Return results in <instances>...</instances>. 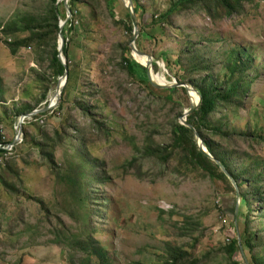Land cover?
I'll use <instances>...</instances> for the list:
<instances>
[{"label": "rangeland", "instance_id": "1", "mask_svg": "<svg viewBox=\"0 0 264 264\" xmlns=\"http://www.w3.org/2000/svg\"><path fill=\"white\" fill-rule=\"evenodd\" d=\"M139 1L159 15L173 0ZM257 2L237 17L210 16L193 8L181 11L169 23L151 25L147 30L152 37L142 42L160 84L177 81L168 73L163 55H182L190 42L197 43L199 52L215 61V72H224L230 50H244L242 59L250 60L246 73L253 79L250 95L237 112L228 110L220 124L223 130L254 136L264 133V0ZM60 3L68 16L59 20L64 28L72 14ZM85 4L78 0L75 5L78 34L68 43V54L71 61L78 62V68L66 98L80 91L91 92L84 99L98 104L94 114L109 134L94 133L89 117L71 110L70 102L66 104L68 115L54 112L57 104L36 122L22 125V141L25 128L27 142L17 144L8 161L0 163V264H72V260L79 264L84 255L74 249L70 238L82 232L101 244L105 264H162L169 244L197 257L210 253L207 264H228L222 247L229 243V237L238 238L242 230L235 219V193L200 170L176 173L170 169L159 176L148 164L139 171L128 164L146 142L164 144L169 140V124L175 120L180 123L187 104L179 99L183 107L172 106L164 100L171 95L168 88L153 86L148 77L146 83L131 77L118 61V45L127 40L123 27L109 18L102 6L92 15ZM46 6L47 0H0V22L5 25L15 16L39 12ZM117 11L126 17L124 10ZM149 19L145 16L146 22ZM13 39L0 34V127L6 141L14 138L21 116L12 114L15 103H27L34 109L45 107L61 80V76H51L37 47H23L11 54L6 42ZM181 73L179 67L177 74ZM191 99H198L194 92ZM72 119L76 127L83 128L90 154L104 164L106 180L96 184L99 197L94 205L100 213L89 222L86 209L77 207L65 181L54 175L45 155L46 151L51 153L63 170L80 163L63 134V130L74 133L67 127ZM234 148L242 166L256 161L257 170L264 173L263 141L238 142ZM258 250H263L262 246ZM243 254L248 261L244 249ZM243 254L238 249L234 260L246 264ZM260 255L264 256V250Z\"/></svg>", "mask_w": 264, "mask_h": 264}, {"label": "trees", "instance_id": "2", "mask_svg": "<svg viewBox=\"0 0 264 264\" xmlns=\"http://www.w3.org/2000/svg\"><path fill=\"white\" fill-rule=\"evenodd\" d=\"M77 1L69 0L68 5L72 15L62 29V34L65 38L63 54L67 63V83L62 89V98L59 100L54 112H68L66 104L70 102L68 104H71V110L79 111L82 115L89 117V122L95 131L94 133H105L104 135L108 136V129L104 126L101 118L96 117L94 114L98 104L90 103V98L84 99L86 95H92L91 92L80 91L78 95L66 98V95L71 94L67 87L71 84L76 73L75 70L78 68V62L71 61L68 54V43L73 41L76 34H78L79 20L77 19L75 6ZM81 1L86 3L85 5L89 7V12L92 11V15L96 12L97 6H102L106 15L114 23L123 27L127 40L118 45L120 49L118 61L131 77L138 78L146 83V68L131 56L129 43L133 36V26L129 12L122 1ZM132 1L139 27V35L135 40V45L142 51V42L152 37L147 29L151 25L169 23L170 19L181 11L193 8L194 10L202 9L210 16L215 14L220 17L221 15L237 17L245 14L247 6L258 4V0H173L161 14L157 15L155 12L148 11L143 7L139 0ZM56 2L57 0H47V6L39 12L15 16L5 25L0 22V34H3L8 39L9 37L14 38L11 42L5 41L11 54H15L23 47H37L40 51L38 56L42 62L48 63L47 67L51 71L52 77L62 76L65 71L63 64L58 59L57 38L59 36V20L65 19L66 16L60 8L62 3L56 5ZM118 8L125 11V18L120 17L117 11ZM145 16H150L149 23L145 21ZM92 19H94V16H92ZM21 34H28V36L21 37ZM243 53H245L244 50H230V54L227 55L223 64L224 72H215V61L207 58L204 53L201 54L197 43L190 42L182 55L178 54V56L176 54L171 56L172 58L163 55L165 58L162 59L169 74L176 78L179 83H187L201 95L198 107L187 116V121L199 133L207 150L226 167L237 182L240 190L237 222L239 226H242V230L239 231L240 242L248 255L249 264H264V256L260 255L264 250V173L257 170L256 161L242 166L235 156L236 151L234 148L238 146V142L248 144L252 141L264 142V133L254 136L243 131L230 132L226 129L223 130L220 124V120H222L228 110L237 112L243 105V99L248 98L250 95L253 79L247 76L246 73L247 68L250 66V60H243ZM136 58L142 63L146 61L144 57ZM154 62L153 67L156 70L157 65ZM40 64L44 63L40 62ZM179 67L183 70L180 75L177 74ZM196 74H199L200 77H193ZM152 76L158 82L154 72H152ZM171 78L168 76V79ZM1 87L0 85V101L3 100ZM167 90L171 92V95L169 98H164L165 101L170 102L172 106L176 105L181 108L183 105L180 100H184L187 104L186 108L189 107L190 102L184 87H172ZM45 95L44 93L43 96ZM34 108L36 107H31L27 103H15L12 114L18 117L32 111ZM45 114L47 113L38 114L28 120V122H25V124L36 122ZM217 114L219 117H217ZM75 122L72 119V124H67V127L73 129L74 133H68L67 130H63V134L67 136L65 138L69 139L73 145L74 156L78 155L80 157V163L66 167L63 170L51 153L46 151L45 155L50 168L54 171V175L58 179L62 178L65 181L66 188L69 194L72 193L77 207L86 209L84 215L87 222H89L93 215L100 213L98 209L94 208L99 197L96 194V184L105 183L106 177L103 172L104 164L90 154L86 145L87 141L83 135V128L76 127ZM169 126V140L166 143L146 142L144 147L139 150V153L128 164L138 171L148 164L154 169V171H151L159 176H163L170 169L176 173L180 172L181 169H185L188 172L200 170L214 183L222 181L228 191L235 193L234 187L219 166L198 150L194 142L193 131L179 123L178 120L170 122ZM23 131L24 136L21 143L27 142L25 128H23ZM12 140L11 138L7 142ZM2 141V135L0 134V143ZM16 148L17 146L14 147V151H16ZM42 153H44L43 150ZM7 161L5 160L3 163L5 164ZM143 175L146 174L143 173ZM152 181L154 180L152 179ZM255 204L257 205L256 208H254ZM83 233L85 232L70 238L74 249L84 255L85 260L79 264L107 263L101 244L94 240L92 235H84ZM228 240L229 243L222 247L228 264H241V261H236L233 258L239 249L238 238L229 237ZM260 246L263 249L261 251L258 250ZM209 256L210 253H206L202 257H197L180 246L169 244L162 264H207ZM72 264L76 263L72 260Z\"/></svg>", "mask_w": 264, "mask_h": 264}, {"label": "water", "instance_id": "3", "mask_svg": "<svg viewBox=\"0 0 264 264\" xmlns=\"http://www.w3.org/2000/svg\"><path fill=\"white\" fill-rule=\"evenodd\" d=\"M123 5L125 6V8L127 9V11L129 12L130 18H131V22H132V26H133V36L131 38V41L129 43L130 49H131V56L134 60H136L137 62L141 63L147 70V77L148 80L152 83L153 86L157 87V88H172V87H184L188 97H189V101H190V105L189 107L183 112V114L180 117V123L188 128H190L193 133H194V142L198 148V150L207 158H209L210 160H212L216 165L219 166V168L224 172L225 176L228 178V180L230 181V183L232 184V186L234 187L235 190V196H236V206H235V219H236V224H237V211H238V207H239V186L237 184V182L233 179V177L230 175V173L228 172V170L226 169V167H224V165L217 159L215 158L206 148V146L204 145L203 139L201 138V136L199 135V133L195 130V128L188 123L187 121V116L189 114H191L199 105L200 101H201V95L200 93L195 90L193 87H191L190 85H188L187 83H179L177 81H173L170 83H163L160 84L157 81H155L153 79L152 76V59L151 57L144 53L143 51H140L136 45H135V40L139 35V28H138V24H137V18H136V13H135V9H134V4L132 0H121ZM60 2H63L64 6H65V10L67 13H70V9H69V0H57L56 5H58ZM68 18V16H66ZM66 18V19H67ZM62 29H63V24H59V40H58V59L59 61L63 64L64 66V74L60 77V81H62V83L60 84V81L58 82L55 91L53 93V95L50 97L47 105H45V107L42 108H37L34 109L28 113H25L23 115H21L17 121V126H16V134L13 138V140L11 142H9V144L11 146H15L19 143L22 142V125L25 123L26 119H31L33 116H36L38 114H42L45 113L49 110H52V107H55V105L58 104L59 102V98L60 95L62 93V89L66 84V79H67V63H66V59L64 57L63 54V46L65 44V38L62 34ZM136 57H144V59H146L145 63H142L140 61L137 60ZM195 93L196 96L198 97V99L193 102L191 99V95L192 93ZM238 245H239V249L241 250V253L243 254V249H242V245L240 242V234L238 232ZM244 256V254H243ZM245 258V256H244ZM246 260V264H249L247 259Z\"/></svg>", "mask_w": 264, "mask_h": 264}, {"label": "built area", "instance_id": "4", "mask_svg": "<svg viewBox=\"0 0 264 264\" xmlns=\"http://www.w3.org/2000/svg\"><path fill=\"white\" fill-rule=\"evenodd\" d=\"M40 121L42 122V120H40ZM14 128L16 130V125H15ZM0 134L2 135V140H3L0 143V163H3L5 160H7L9 155L12 154V152L14 151V147L15 146H11L9 144V142L6 141L5 136L3 134V128L2 127H0ZM15 134H16V132H15Z\"/></svg>", "mask_w": 264, "mask_h": 264}, {"label": "clouds", "instance_id": "5", "mask_svg": "<svg viewBox=\"0 0 264 264\" xmlns=\"http://www.w3.org/2000/svg\"><path fill=\"white\" fill-rule=\"evenodd\" d=\"M34 117V116H33ZM32 119V118H31ZM31 119H29V120H31ZM25 121H28V119H26ZM16 146V145H15Z\"/></svg>", "mask_w": 264, "mask_h": 264}, {"label": "bare ground", "instance_id": "6", "mask_svg": "<svg viewBox=\"0 0 264 264\" xmlns=\"http://www.w3.org/2000/svg\"><path fill=\"white\" fill-rule=\"evenodd\" d=\"M62 83V81H60V84ZM195 102V101H194Z\"/></svg>", "mask_w": 264, "mask_h": 264}]
</instances>
